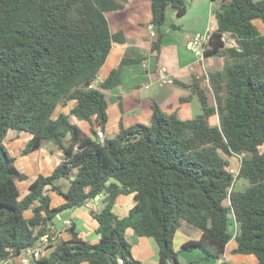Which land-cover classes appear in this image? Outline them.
I'll list each match as a JSON object with an SVG mask.
<instances>
[{
    "label": "trees",
    "instance_id": "obj_1",
    "mask_svg": "<svg viewBox=\"0 0 264 264\" xmlns=\"http://www.w3.org/2000/svg\"><path fill=\"white\" fill-rule=\"evenodd\" d=\"M147 1L157 52L161 27H176L168 8L182 16L186 0ZM122 7L118 0H0V264L35 248L42 236L49 239L48 252L30 264H140L131 256L127 228L155 241L158 264H182L172 244L182 222L200 237L181 249H200L198 260L208 261L222 256L233 220L239 224L233 253L253 254V264H264V33L254 23L264 20V0H212L216 27L202 54L225 59L221 70L208 74L214 104L193 77L185 86L198 97L197 115L180 119L152 102L148 123L119 122L115 135L99 142L93 119L103 132L106 91L120 83L122 65L137 61L122 59L92 86L112 42L123 41L107 20ZM224 33L235 45H226ZM69 101V112L54 116ZM214 115L218 122L211 124ZM70 116L89 122L90 133ZM10 129L31 134L21 155L43 140L62 152L51 173L30 181L23 197L17 182L28 176L3 143ZM240 155L234 176L228 157ZM238 178L248 182L242 191L233 189ZM50 193L63 202L51 206ZM129 194L133 205L116 215L117 196ZM96 196L100 207L89 208L97 221L95 242L82 239L72 224L68 240L51 239L55 217Z\"/></svg>",
    "mask_w": 264,
    "mask_h": 264
},
{
    "label": "crops",
    "instance_id": "obj_2",
    "mask_svg": "<svg viewBox=\"0 0 264 264\" xmlns=\"http://www.w3.org/2000/svg\"><path fill=\"white\" fill-rule=\"evenodd\" d=\"M118 1L123 4V7L108 14L107 20L110 31L112 33L120 32L124 38L122 42H112L111 50L100 68L96 80L97 82L104 80L111 69L118 67L122 59L137 61L122 65L120 83L106 91L108 118L103 131L104 137L115 135L119 122L124 125L136 122L148 123L152 113V102H156L163 112H175L180 119H189L197 115L200 112L198 97L196 94L190 93V90L185 86L193 77L200 79L202 86L206 88L210 103L214 104V95L209 85L208 74L220 70L223 60L217 56L204 57L192 43L195 35H202L207 30H214L216 27L215 18L211 13L212 0H186L185 14L174 16V12H172L169 16L172 18L170 22L176 27L169 25L161 27L163 37L157 52L151 49L152 42L156 39V32L150 22L152 14L149 2L147 0ZM254 23L259 31L264 33V20L258 19ZM159 70H163L172 78L173 82L162 81L159 78ZM73 105L74 101H69L64 106L60 105L54 116L59 112L67 114ZM69 119L83 131L90 133L89 122L78 120L75 116H70ZM209 122L216 124L218 122L217 115L210 117ZM93 127L98 130L94 119ZM30 136L31 134L26 131L10 129L4 138V145L8 147V153L14 157L15 165L28 176L27 180L17 182L20 197L28 192L30 181L39 174H50L62 157L61 150L49 140H43L39 149L27 155H21L20 151ZM66 140L65 143H67ZM50 196L51 206L63 202V199L55 193H50ZM57 196L58 199L54 203L53 199ZM98 199L88 201V207L82 205L70 209L64 219L70 220L78 235L89 242H95L98 238L95 233L97 221L89 214V208L100 207ZM132 205V194L118 195L113 211L118 216H124ZM24 215L29 217L31 211H25ZM230 216L233 219V215L230 214ZM229 229L232 232V237L226 244L222 256L208 261L198 260L204 255L203 251L200 249L183 251L181 246L189 239H198L200 230L182 222L174 234L172 243L179 261L182 264H220L222 261L232 264L255 263L257 258L253 254L233 253L234 235L239 229V224L234 221ZM52 230L54 241L70 238V233L68 228H64V223L62 232L54 230V225H52ZM125 238L130 244L133 259L138 260L140 264H158V249L152 238L139 236L131 228L125 230ZM194 260L198 261L192 263ZM10 262L9 264H11ZM12 264H22V262L20 258L16 257Z\"/></svg>",
    "mask_w": 264,
    "mask_h": 264
},
{
    "label": "built area",
    "instance_id": "obj_3",
    "mask_svg": "<svg viewBox=\"0 0 264 264\" xmlns=\"http://www.w3.org/2000/svg\"><path fill=\"white\" fill-rule=\"evenodd\" d=\"M211 30H207L204 34L202 35H195L192 39V43L196 45V48H198L201 53L203 52L204 44L208 39V33ZM227 35V33L223 34V38ZM225 40V39H224ZM159 78L162 81H167V82H173L172 78H170L163 70H159L158 72ZM97 80L93 83L92 86H96ZM96 136L99 140V142H103L104 140V133L98 129L96 131ZM230 172L233 173L234 176L237 174V169L232 168L230 169ZM86 207L89 206V203L84 204ZM71 226V221L70 220H65L64 222V228L67 229ZM51 239H54L51 237ZM48 244H49V239L47 236H42L40 238V242L35 248H27L23 250L17 257L20 258L22 264H30L32 260H36L39 257H41L43 254H46L48 252ZM119 262H121V259H118ZM10 261H5L2 264H9Z\"/></svg>",
    "mask_w": 264,
    "mask_h": 264
},
{
    "label": "rangeland",
    "instance_id": "obj_4",
    "mask_svg": "<svg viewBox=\"0 0 264 264\" xmlns=\"http://www.w3.org/2000/svg\"><path fill=\"white\" fill-rule=\"evenodd\" d=\"M172 12H174V16H176L175 11H173L172 8H168L167 14H166L168 21H170V19H172L171 17H169ZM224 39H225V43H226L227 46L235 45L234 39L230 35L227 34L224 37ZM214 57H216V56H214ZM217 57H220L223 60V63H222V66H221V69H222L223 66H224V60L225 59H224V57H221V56H217ZM214 59L216 60L218 58H214ZM218 65L220 66V64H218ZM59 107H60V105L56 107V109L54 110V114H56L58 112V108ZM3 143H4V141H3ZM261 148H264V146H261ZM7 150H9L8 147H7ZM240 159H241V155L240 156H230V157H228V160L230 161V166L235 168V169L238 168V166L240 165ZM62 182H63L62 183L63 186L66 187V185L68 183V180H63ZM247 184H248L247 180H245L243 178L235 179V181L233 183V189L235 191H242ZM57 199H58V196L55 199H53L54 203H55V201H57ZM130 201H131V199H130ZM68 212H69V210H64V211L61 212L60 217H55L53 219L54 230H56L58 232H62L63 231L62 230V225H63V223L65 221L64 219H65V216L67 215ZM233 223H234V221H232V224ZM12 262H13V260H11L10 263L12 264Z\"/></svg>",
    "mask_w": 264,
    "mask_h": 264
},
{
    "label": "water",
    "instance_id": "obj_5",
    "mask_svg": "<svg viewBox=\"0 0 264 264\" xmlns=\"http://www.w3.org/2000/svg\"><path fill=\"white\" fill-rule=\"evenodd\" d=\"M99 196H96V199H98Z\"/></svg>",
    "mask_w": 264,
    "mask_h": 264
}]
</instances>
